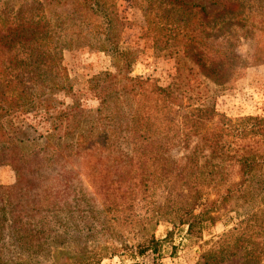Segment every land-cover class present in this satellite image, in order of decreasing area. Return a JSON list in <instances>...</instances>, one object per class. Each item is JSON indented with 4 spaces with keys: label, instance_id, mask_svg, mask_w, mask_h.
Listing matches in <instances>:
<instances>
[{
    "label": "trees",
    "instance_id": "16d2710c",
    "mask_svg": "<svg viewBox=\"0 0 264 264\" xmlns=\"http://www.w3.org/2000/svg\"><path fill=\"white\" fill-rule=\"evenodd\" d=\"M209 1L216 12L186 0H146L141 8L156 49H182L192 77L223 86L236 67L264 63L263 41L247 57L234 50L264 23V0ZM125 19L114 0H18L13 8L0 0V166L16 176L12 186L0 185V264H55L43 246L60 247L70 219L101 205L134 209L159 189L163 204L151 232L140 229L139 256L159 252L153 230L161 220L195 234L223 209L238 223L197 264L239 255L243 264H264V117L231 119L215 110L208 91L195 105L189 85L132 76L136 51L121 45ZM83 46L109 53L116 74L109 82L93 78L95 110L76 100L57 109L56 94L74 95L63 53ZM33 112L49 117L52 139L44 145L26 128ZM179 135L186 145L195 141L180 164L166 155ZM6 242L39 253L14 259ZM93 262L84 256L73 264Z\"/></svg>",
    "mask_w": 264,
    "mask_h": 264
},
{
    "label": "rangeland",
    "instance_id": "374dc122",
    "mask_svg": "<svg viewBox=\"0 0 264 264\" xmlns=\"http://www.w3.org/2000/svg\"><path fill=\"white\" fill-rule=\"evenodd\" d=\"M17 1L1 0V3H7L13 8ZM114 1L120 14L128 21L123 27L121 45L136 51L132 76H151L157 79L161 86L173 83L189 85L195 92L189 93L193 96L191 101L195 105H199L198 100L208 95L205 94L208 91L214 98L212 101L215 110L231 119L247 116L264 117V63L236 67L230 81L223 86L211 83L201 74L192 77L189 68L192 64H189V59L184 56L182 49L176 47L156 49L152 38L146 37L145 17L141 8V1L146 0ZM186 1L201 3L210 13L216 12L219 8L209 0ZM261 12L264 13V5ZM255 24L257 28L246 32V38L235 41L234 50L243 57L249 56L255 45L264 42V23L257 21ZM63 64L73 85L74 95L56 94L54 106L57 109H66L76 100L86 110L98 108L100 101L91 84L93 78L98 76L109 82L116 74V63L112 56L107 52L83 46L64 51ZM201 92L204 93L203 96L199 95ZM204 101L207 102L209 99ZM187 109L180 110L178 120L180 115L188 113ZM25 124L28 132L38 143L44 145L52 139L47 114L39 112L27 114ZM176 138L178 143L170 148L166 155L175 157L180 164V159L195 146V141L192 140L186 145L182 135ZM15 181L16 176L12 167L1 165L0 185L12 186ZM163 199V189H159L157 195L150 197L149 200L140 201L134 209L117 211L106 209V206L102 205L96 206L90 215L69 220L70 229L61 234V241L64 243L60 247L47 244L43 246L45 251L41 253L46 256L48 263L55 264H73L84 256L94 259L92 264H197L202 255L214 248L220 237L238 223L236 214L225 212L223 209L213 213L218 216L214 223L206 221L202 231L195 234H188L187 225L161 220L153 230L155 238L161 240L159 252L149 251L139 256L136 247L142 240L140 229L147 227L148 232H151L157 219V207L163 204ZM5 237L7 238V232ZM4 247L5 254L15 257L14 259L39 253L38 248H22L11 242H6ZM243 262L242 255H239L221 264Z\"/></svg>",
    "mask_w": 264,
    "mask_h": 264
}]
</instances>
